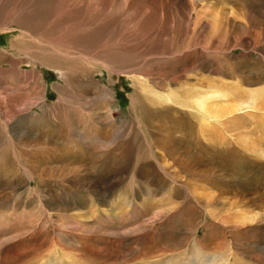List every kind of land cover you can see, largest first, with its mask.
<instances>
[{"label": "rangeland", "instance_id": "obj_1", "mask_svg": "<svg viewBox=\"0 0 264 264\" xmlns=\"http://www.w3.org/2000/svg\"><path fill=\"white\" fill-rule=\"evenodd\" d=\"M61 1L70 6L56 24L54 0H0V113L28 158L12 153L15 180L0 165V264H264V0ZM25 3L28 10H20ZM15 12L23 19L33 14L31 22L47 28L38 34L56 41L61 34L64 48L86 57L112 94L87 96L97 118L91 126L108 135L110 114L125 136H136V172L130 159L99 171L83 147L54 140L57 123L51 130L41 123L38 104L56 98L61 71L26 58L45 45L34 38L33 23L15 22ZM213 82L224 93L221 102L250 98L255 107L204 125L175 105L159 111L141 100L140 114L132 109L144 85L166 92ZM30 111L38 119L29 120ZM76 117L86 147L101 145L97 131L86 132L82 115ZM26 139L36 140V149ZM71 160L89 175L61 184L54 176L37 179L34 166Z\"/></svg>", "mask_w": 264, "mask_h": 264}, {"label": "bare ground", "instance_id": "obj_2", "mask_svg": "<svg viewBox=\"0 0 264 264\" xmlns=\"http://www.w3.org/2000/svg\"><path fill=\"white\" fill-rule=\"evenodd\" d=\"M54 1L58 2L56 3L55 7L61 10V12L59 10L55 14L52 13L51 15L52 20L57 24V22L64 16L65 9H67L68 6L70 5L63 4L64 1H61V0H54ZM16 4L19 5L17 2ZM206 4H209V3H206ZM28 6L29 5L26 3L21 4L20 10H25V9L28 10ZM204 8L206 11H209V10L212 11V9H209L207 7H203V9ZM209 14H210V11L208 12V15ZM32 16L33 14L30 17L23 19V18H20V13H17V12L11 13V17L15 19L16 23H25V24L33 23L36 27V30H34V33L37 36L34 38L40 40L38 44L45 45L42 47L40 46L39 50L35 52H30L27 49L26 51L30 52L31 56H29L28 54L26 55L27 56L26 58L29 59L30 61L37 59L39 63H42L43 65L46 64L48 66L50 65V67H59L61 71V82L54 86L55 87L54 90L56 91V98L53 99V101L51 102L49 101V103H47L46 100H41L43 102L38 104L39 108H41L39 110L40 112L37 111L38 116L40 117L39 119H41V123L44 124L46 128H50V130H51V127L53 128L55 126V123H57L58 130L56 131L52 130V132L54 133L53 135L56 136L54 140L57 142L58 140H62V141H65L66 144L68 145L76 144L78 147H83L85 149V152L87 153V157H88L87 159H89V156L95 158L92 161V165L94 166V168H97L99 171L104 172V170L106 169L105 168L106 163L111 164L112 162H114V164L119 165V164H123V162L125 163V161L130 159L131 161L134 162L132 164V167H134L133 172H136L137 166L141 163L139 160L140 156H137V152H138L137 149L133 148L136 144L135 143L136 136L134 134L131 136V138L129 135L125 136L123 127L117 124L119 122L116 123L110 114L107 116V118L110 121V123L114 125V129L110 130L108 135H104V133L100 131L101 130L100 125L97 127L95 126V128L91 126L92 122H94V119H97V118H95L94 114L91 111H89L90 107H87L86 105L87 96L90 94L95 95L94 101H100L101 99L104 100L105 98L110 99L112 98V94L108 90V87L103 85L100 81H97L98 79L94 76L95 74L93 73V71H91V66L88 63H86L88 62L86 57H83V55L78 54V52H75L76 51L75 49L72 50V49H66L63 47V45L61 44V41H62L61 39L63 38V36L61 34H59L60 39L59 40L57 39V41L48 39V37L45 34H43L42 36L38 34L36 31H39L40 28L43 27L41 30H47V28L35 22H31ZM212 17L213 18L216 17V12L212 13ZM20 31L26 32V29L21 26ZM56 36L55 38H57ZM31 40H32V37H31ZM3 55H4L3 51H0V58H2ZM72 55H75V56H72ZM24 60L25 59H17V63L23 62ZM80 60H83L84 62H81ZM26 62L29 63L28 61ZM9 63H12V61H10ZM29 69H32L31 70L32 72L35 71L34 67L31 64L29 65ZM83 73L85 75V78L84 76L80 77L81 75H83ZM73 79L74 81H72ZM136 83L138 86H141L144 84L140 81L139 78L136 80ZM37 85L38 87H40L39 84ZM31 90H32V87H31ZM72 90L77 92L79 95L76 96L77 94L76 95L70 94L69 92ZM81 91L83 93H80ZM102 93H108L109 96H104ZM220 93L222 92L219 91L216 83L214 82L211 83V85H208V87L201 88V90H195L194 88H189V89L184 88L182 90H179V89L174 90V89L169 88V90H167L166 92H159V91L157 92V91L150 89L148 86L144 85L140 87V91L137 90L138 97L137 98L132 97L131 103L133 106L132 109L134 108L135 110L134 114H137V115L140 114V112L138 113L137 111L138 110L137 105L140 104L141 100L143 103L148 105V107H154L153 109L159 106L158 107L159 111L162 109V106L170 107V106L175 105L179 107L178 109H180L179 111L182 116L190 115L194 119H196L198 121L197 123H199L200 125L211 124L213 123V121L217 122L218 120H220L221 115L227 114L228 112H235V110L241 111L243 109H250V107L252 106L255 107L254 101L249 100L250 98H246V99L243 98V100H240L234 103L228 102L230 104H228L227 102H226L227 104L223 103L221 101H224L226 98L222 100L224 96L221 98ZM263 96L264 95H262V97ZM0 98L2 97L0 96ZM254 98L256 97L254 96ZM7 104L12 107H15V106L17 107L16 104H12V101H7ZM78 105L82 106L80 110H78L77 108ZM110 110L111 108L108 109V111ZM86 111H88V113ZM36 114L37 113L30 111L26 117H28L29 120L33 119L35 121L36 119H38V116H36ZM80 115H82L81 119H82L83 124H85L86 127L89 126L88 131L86 132L97 131V136H95L94 139L97 142H99V144L101 145H98V146L93 145L92 147L93 150H90L89 148L86 147L87 143L83 141L81 138L82 133L79 131L78 128H76L73 125L75 123L73 117L74 116L78 117ZM20 117L21 116H19L18 119H20ZM101 117L103 118V116ZM29 120L28 122H25L24 120H21V121H23V123L25 124V123H29ZM87 123H91V124L86 125ZM6 126H7V123H5V120L1 117V113H0V134H2L5 137V142L4 143L0 142V165H4L7 168L8 172L12 173L9 179L15 180V178L19 176V172H18L19 167L17 165L18 167L17 168L18 170H17L15 165L13 164L12 153L16 157V159L18 158V159H21L22 161L28 158L26 156V153L23 150L21 143L17 140L16 135L9 133L10 131L9 129L6 130ZM20 137L21 136H19L18 139H20ZM45 139H50V138L45 137ZM105 139L107 141L106 144H105ZM98 140H102V141H98ZM31 141H33L34 143H32ZM31 141L29 139H26L24 140L25 142L24 144H26L27 146H29L28 148L33 150L35 148L34 145L36 144V140H31ZM108 141L110 142V144H108L109 143ZM59 147L60 146L58 144L53 143V142L49 146L50 149L53 148L55 149V152L60 153L58 149ZM144 156H146V154H144ZM80 163L81 162L71 160V161L63 162L59 164L57 167L56 166H53V167L48 166L49 168H44L42 166H40L39 168L37 166H34V167H35V171L38 172L37 179L40 181L49 182L51 181L50 177L54 176L55 178L54 177L53 178L57 180L58 182L61 181L63 183L64 182L73 183L75 180H70V178H73V177L84 178L89 175V172H90L89 169L84 164H80ZM22 170L24 173L27 174V171H26L27 168L25 166L22 167ZM89 180L90 179L88 177V182ZM61 182L59 183L61 184ZM53 228L54 230L57 229V227L55 226ZM60 262H61L60 264H65L64 261H60Z\"/></svg>", "mask_w": 264, "mask_h": 264}]
</instances>
